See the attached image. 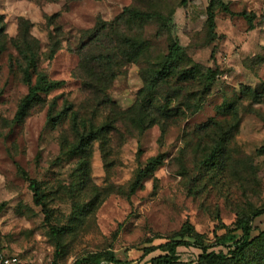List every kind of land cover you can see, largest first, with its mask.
<instances>
[{
    "label": "rangeland",
    "instance_id": "obj_1",
    "mask_svg": "<svg viewBox=\"0 0 264 264\" xmlns=\"http://www.w3.org/2000/svg\"><path fill=\"white\" fill-rule=\"evenodd\" d=\"M208 1L0 0L1 248L29 264H91L87 255L108 251L148 264L161 251L142 247L183 222L210 243L264 207V0H222L229 12L214 7L212 28ZM133 8L161 16L140 20ZM24 31L37 71L63 82L15 119L28 88ZM124 37L137 43L136 56ZM173 40L185 57L155 79ZM193 64L192 77H178ZM49 110L62 112L54 123ZM72 112L79 131L103 127L78 151ZM151 155L160 163L132 184ZM252 220L256 234L264 213ZM176 250L174 264L197 262L199 249ZM245 256L243 264H264V232Z\"/></svg>",
    "mask_w": 264,
    "mask_h": 264
},
{
    "label": "trees",
    "instance_id": "obj_2",
    "mask_svg": "<svg viewBox=\"0 0 264 264\" xmlns=\"http://www.w3.org/2000/svg\"><path fill=\"white\" fill-rule=\"evenodd\" d=\"M219 7L222 11L229 12L226 2L222 0H209L206 7V20L209 28L214 26L213 24V8ZM126 11L131 14L134 18L140 20H150L154 16H161V13L155 9L144 10V9H126ZM170 12H168L169 14ZM243 16L248 22L251 20V13L241 10L235 12ZM3 29V24L0 23V31ZM124 43L127 44L129 52L133 56L139 52V47L135 40L132 37H124ZM21 45L19 47V52L23 58L25 64L21 68L22 78L28 85L27 91L20 98L15 112L14 118L21 119L28 108L41 100L40 93H46L49 90L58 87L62 84V80H51L47 79L42 73L38 72L36 69V52L31 46L30 39H28L27 33L22 32L20 37ZM53 49H50V53ZM185 57V52L176 42V40L171 41L167 46V51L164 54L160 67L155 71V79H160L161 77L169 74L171 72L172 64L174 61L179 60ZM129 58V57H128ZM131 58V57H130ZM131 60V59H130ZM197 64H193L186 68L181 69L178 72V77L180 78H189L194 75ZM209 70V69H208ZM31 74H35V78L31 81ZM112 76V73L107 75L106 80H103L106 83L108 78ZM91 80H94L91 77ZM141 90V89H140ZM66 106L63 107V109ZM168 107H164L163 110H167ZM163 112V111H162ZM61 111L56 113L48 112L47 118L49 123H54L61 117ZM75 112H72L71 115V127L74 132L77 134V141L71 144L73 150L83 149L87 142L93 138L97 132L102 130L103 127L88 128L86 131H79L75 122ZM222 141H218V145L215 148V151L220 146ZM160 163L159 155H151L148 157L145 165L140 169L136 174L132 184H136L139 179H141L145 174L152 171L157 164ZM29 186L33 190L34 200L39 203L40 199L37 194L36 186L33 184V181L29 179ZM41 208L44 210V206L41 204ZM264 213V207H259L251 210L247 214H243L237 217L233 223L226 227L223 232L218 235H215L213 242H205L202 238V235L195 231L192 225L189 222H183L179 229L171 235H168L164 238L163 241H160L156 244L148 245L142 247V254L147 253L155 248L159 249L161 253L152 255L148 258V264H174L177 261V246H193L199 249L197 254V262L195 264H243L246 262V248L254 243L258 238H260L264 232V226L259 228L256 234L252 233V230L255 229L253 225V217ZM212 244H220L226 248V251H214L213 249H208ZM0 249L8 254L14 253L10 252L7 249ZM17 254V253H16ZM18 255V254H17ZM87 261L91 264H137L136 262L132 263V260H121L116 258L111 251L97 254L91 253L85 257ZM81 259H75L73 264H79Z\"/></svg>",
    "mask_w": 264,
    "mask_h": 264
},
{
    "label": "built area",
    "instance_id": "obj_3",
    "mask_svg": "<svg viewBox=\"0 0 264 264\" xmlns=\"http://www.w3.org/2000/svg\"><path fill=\"white\" fill-rule=\"evenodd\" d=\"M0 264H29L25 259L16 253H4L0 249Z\"/></svg>",
    "mask_w": 264,
    "mask_h": 264
}]
</instances>
